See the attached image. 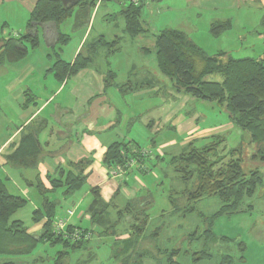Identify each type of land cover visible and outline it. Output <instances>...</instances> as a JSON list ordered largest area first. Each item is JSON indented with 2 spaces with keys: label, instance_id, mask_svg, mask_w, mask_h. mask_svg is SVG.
Masks as SVG:
<instances>
[{
  "label": "crops",
  "instance_id": "crops-1",
  "mask_svg": "<svg viewBox=\"0 0 264 264\" xmlns=\"http://www.w3.org/2000/svg\"><path fill=\"white\" fill-rule=\"evenodd\" d=\"M187 1L196 6H202L207 11L215 12L206 21V28L209 30L214 23L228 21L231 25L230 30L239 22L242 29L264 33V0ZM35 2L36 0H0V27L6 26L1 34L2 38L25 34L26 24ZM104 2L97 0L91 7L74 6L70 18L58 27L59 33L68 38L65 44L55 45L57 34L53 25H40L36 29L39 44L35 49H29L27 55L18 62L0 63V115L3 123L0 125V172L6 175L4 181H1L4 182L10 194L22 196L28 203H31L33 211L39 210L42 197L37 187L38 184L49 192L51 179H58L60 172L65 174L72 171L70 164L83 160L88 161L89 164L84 170V175L87 176L84 195H90L89 203L84 209H80L82 202L71 200L58 215L66 218L67 224L72 228H78L75 225L76 221L85 220L90 223L89 230L96 228L91 225L88 212L93 201L92 189L98 188L100 200L109 205L106 215L102 217V228L112 224L111 213L115 212L118 219L119 212L139 200L137 195L141 191L126 188L124 185L118 189V181L110 178V170L102 163L104 153L113 143L137 144L141 147L132 127L133 124H137L134 119L139 115V111L137 114L133 113L131 107L126 104L123 109L122 103H125L128 97L134 102L158 97L161 102L160 109L163 102L168 100L175 102L176 97L183 95L176 93L173 88L165 91L164 86H159L153 75L138 73L134 63L126 67L124 77H122L123 81L120 82L119 72L107 61L103 67L94 65L95 55L102 48L97 49L87 68L69 76L62 83L55 80L50 72L55 54L63 62L72 64L83 49L96 44L101 38L104 40L101 32L94 39L89 40L93 21ZM150 3L153 2L147 1L145 7L150 6ZM116 4L121 11L124 9L123 4ZM218 10L230 11V14H219ZM232 11L237 15L234 16ZM105 15V20L111 21L115 14L105 13ZM74 27L79 28V32L75 33L76 28L73 30ZM187 31L189 33L183 30L179 32L188 36L206 53V49L198 45L192 37L198 34L197 28L193 27ZM114 37L111 42L118 40L119 43L115 47V52L106 51V56L109 54L115 56L120 51V39L117 35ZM251 49V57L247 58L261 59L264 64V37L262 41L258 39ZM1 52L0 49V54ZM215 52L214 54L224 52L231 56V53L226 50L219 49ZM30 53L34 54L35 58H32ZM159 109L154 107L148 115L149 119L144 120L142 124L149 133L153 134V138H150L151 148L155 150L158 160L165 157L164 150L167 148L179 145L181 147L179 154H181L191 142L201 146L207 143L210 136H222L224 132L234 129L228 116L225 125L201 127V116L191 114L184 118L180 115L182 106L177 105L176 108L170 107L158 112ZM8 111L9 114H7ZM220 114L223 115L224 112L221 111ZM166 131L176 133L181 138L180 141L165 138L163 132ZM31 132L35 133L42 154L37 167L19 169L10 166L7 156L18 147L21 138ZM159 133L160 137L155 140ZM175 156L170 157L169 164L171 158ZM138 170L141 171L139 167ZM14 182L16 186L13 187ZM10 186L12 191L18 194L11 193ZM58 191L61 192L64 201L75 194L63 197V190ZM135 191L138 192L135 194ZM56 192H49L46 197L59 206L60 202L51 197ZM68 211H72L70 217L66 216ZM43 222L32 224L27 228V232L40 235Z\"/></svg>",
  "mask_w": 264,
  "mask_h": 264
},
{
  "label": "rangeland",
  "instance_id": "rangeland-1",
  "mask_svg": "<svg viewBox=\"0 0 264 264\" xmlns=\"http://www.w3.org/2000/svg\"><path fill=\"white\" fill-rule=\"evenodd\" d=\"M120 12L121 9L115 2L105 1L93 21L90 41L99 32L107 42L114 40L115 35L120 39V51L115 56L113 54L106 56L108 49H99L94 58V65L103 67L107 61L119 72L120 82H122L126 67L134 63L138 73L153 75L158 85L164 86L165 91L172 89L171 82L159 73L155 62L154 38L160 31L172 29L189 33L187 29L196 27L198 34L192 37L198 45L206 49L209 56L222 49L230 52L234 59L251 57V47L258 39L262 41L264 37V33L242 29L239 22L232 30L224 32L219 37H213L210 30L206 28V21L215 14L214 11H207L202 6H196L187 0H160L150 3V6L143 9L141 21L144 32L132 38L124 30V20ZM218 12L230 14V11L226 10H218ZM105 13L115 14L113 20L106 21ZM231 13L234 16L237 15L234 11ZM78 29L74 30L75 33L79 32ZM31 56L35 58L34 54ZM213 79L219 81L220 77L215 76ZM171 101L163 102L160 109L161 102L158 97L135 102L128 97L125 103H122L123 109L126 104L131 107L133 113L137 114L139 111V115L134 119L137 124H133V132L141 148L149 150L151 156L144 160L141 171L138 170V166H133L126 177L124 186L129 189H139L138 191L141 192L137 195L139 200L132 205L130 217L124 216L117 220L115 212L111 213L112 224L105 225V228H111L114 235L101 236L102 227L95 228L99 236L94 233L89 243L80 250L73 251L61 243L51 244L45 241L40 242L29 255L0 256V264L6 262L55 264L61 252H67L63 260L64 264H167V254L171 250H178L175 257L178 264H225L228 260L231 261L230 264H264L262 188H258L251 199L245 200L237 213L219 215L217 218L214 216L220 209V203L216 197H204L198 202L188 204L185 192L192 191L196 182L195 180L181 181L169 164L170 157L178 155L181 147L178 145L167 148L164 150L165 157L158 160L155 150L151 148L150 138H153V134L147 131L145 125H142L144 120L149 119L148 115L154 107H157L160 112L170 107L176 108L177 105L182 106L180 115L184 118L191 114L201 116V127L225 125L227 115L215 102L201 101L183 95L176 97L175 102ZM221 111L224 112L223 115L220 114ZM0 125H3L1 115ZM163 133L167 139L173 138L178 142L181 139L176 133L170 131ZM157 135L155 140L160 137V133ZM221 135L225 138L227 150L246 146V154L251 153L247 133L234 128ZM225 154V151L221 152V155ZM259 168L264 177V165H259ZM5 176L3 172H0V180H3ZM12 186H16L15 182ZM85 188L84 186L65 201L60 191L51 195L53 199L60 202L54 220L64 219L58 214L71 200H80L82 202L80 209L86 207L90 201V195H84ZM9 190L13 194H18L12 191L11 186ZM138 191H135V194ZM141 207L144 208L141 209ZM32 212L31 203H27L13 215L11 220H20L28 228L33 224ZM134 217L138 220L135 223L141 230L137 237H132L130 229ZM75 225L81 230L91 228L90 223L85 220L76 221Z\"/></svg>",
  "mask_w": 264,
  "mask_h": 264
},
{
  "label": "trees",
  "instance_id": "trees-1",
  "mask_svg": "<svg viewBox=\"0 0 264 264\" xmlns=\"http://www.w3.org/2000/svg\"><path fill=\"white\" fill-rule=\"evenodd\" d=\"M96 1L77 0L75 7H91ZM102 1L123 4L121 15L124 18L125 31L135 37L144 32L141 16L147 1L158 0H137V3L132 0ZM73 8L74 6L63 7L60 0H36L26 24L25 34L2 38L1 34L6 27L2 25L0 63L18 62L27 55L29 49H35L39 44L36 29L40 25H53L57 34L55 45L65 44L68 38L59 33L58 27L70 18ZM230 27L228 21L214 23L211 25L210 33L213 37H219L230 30ZM118 43V40L106 42L101 38L96 44L83 49L72 64L63 62L55 54L50 72L58 83H62L69 76L87 68L98 48H107L108 52L114 53ZM154 43L156 67L170 80L176 93L201 101L215 102L223 108L232 126L249 136L251 146L249 155L246 154V146L227 150L224 138L213 135L201 146L195 145V142L189 143L181 154L170 160V165L181 181L196 182L192 191L185 192L188 204L198 202L204 197H216L220 209L215 214V218L219 215L235 214L245 200L254 196L258 188H262L264 195V177L259 168V165H264L263 60L234 59L224 52L209 56L184 33L172 29L159 32L154 38ZM215 76H219L220 80H214ZM139 149L142 148L137 144L113 143L104 153L102 163L109 170L126 165L129 159H136L138 164H144L145 159H140L138 154L134 153ZM224 151L226 154L221 155ZM41 155L36 135L31 132L21 138L18 147L7 156V162L15 168L34 169ZM88 164L86 160L70 164L72 171L65 174L60 172L58 179L49 181L51 186L49 192L62 189L63 197H68L79 191L86 182L87 176L84 175V170ZM129 171L126 170V175ZM124 184L125 181L118 186V189ZM37 187L42 197V205L39 210L32 212L31 221L33 224L44 221L42 232L38 236L29 234L20 220H11L13 215L28 202L22 196L10 194L4 182L0 180V256H26L31 254L40 242L45 241L51 244L61 243L73 251L80 250L89 243V241L72 243L52 233V224L58 206L46 197L49 192L39 184ZM98 192V188L91 190L93 201L88 209L91 225L96 228L103 226L102 217L109 208V205L102 203ZM132 205L129 204L124 211L119 212L117 220L124 216L130 217ZM132 221L131 234L132 237H137L141 231L135 223L138 220L134 217ZM72 229L79 228L68 225V231ZM105 229L100 230L101 236L114 235L111 228ZM83 231L91 232L92 235L96 233L99 236L94 229ZM177 253L178 250H171L167 254V264H178L175 261ZM66 254L67 252L59 253L55 264H64ZM230 263L231 261L228 260L225 264Z\"/></svg>",
  "mask_w": 264,
  "mask_h": 264
},
{
  "label": "built area",
  "instance_id": "built-area-1",
  "mask_svg": "<svg viewBox=\"0 0 264 264\" xmlns=\"http://www.w3.org/2000/svg\"><path fill=\"white\" fill-rule=\"evenodd\" d=\"M132 2L137 3V0H132ZM134 153L138 154L140 159H146L149 156H151L150 151L146 149H139L138 151H135ZM133 166H138L140 169H143L142 166L144 167V164H138L136 159H129L126 165L116 166L115 168L110 170L109 176L111 179L117 180L118 186H120L126 180V177H127L126 170H130ZM71 215H72V211H68L66 213L67 217H70ZM52 233L72 243H76L79 241H89L92 236L91 232H84L83 230H80V229H72L71 231H68V224H67L66 218L55 219L53 221Z\"/></svg>",
  "mask_w": 264,
  "mask_h": 264
},
{
  "label": "water",
  "instance_id": "water-1",
  "mask_svg": "<svg viewBox=\"0 0 264 264\" xmlns=\"http://www.w3.org/2000/svg\"><path fill=\"white\" fill-rule=\"evenodd\" d=\"M63 7H73L76 5L77 0H60Z\"/></svg>",
  "mask_w": 264,
  "mask_h": 264
}]
</instances>
